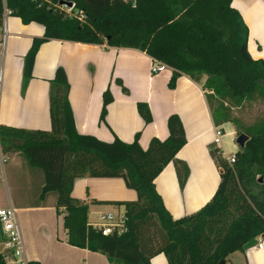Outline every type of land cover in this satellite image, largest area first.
Masks as SVG:
<instances>
[{
    "label": "trees",
    "instance_id": "obj_1",
    "mask_svg": "<svg viewBox=\"0 0 264 264\" xmlns=\"http://www.w3.org/2000/svg\"><path fill=\"white\" fill-rule=\"evenodd\" d=\"M60 1L0 0V25L7 8L23 23L44 27L24 58V84L33 76L36 55L47 40L135 48L172 70L170 86L181 74L196 82L205 77L216 126L231 122L237 136L245 133L248 139L232 164L218 146H210L220 173L216 192L198 211L173 218L155 179L174 162L180 187L186 184L188 164L176 157L187 142L180 116L172 113L168 136L151 138L147 148L140 145L138 133L132 142L81 134L66 70L58 66L50 80L51 130L0 125L1 154L19 151L42 170L40 199L56 193V207L65 210L63 226L70 245L104 253L113 264H151L159 253L169 264H226L232 253L264 234V112L249 124L231 114L232 107L264 102V59L249 53V29L242 15L232 0H63L74 4L70 11ZM116 81L129 92L121 79ZM112 100L107 88L101 120ZM137 109L146 123L152 121L146 102H138ZM81 177H120L136 191L135 200L96 201L124 206L121 231L104 235L88 221V206L72 194ZM0 264H5L2 253Z\"/></svg>",
    "mask_w": 264,
    "mask_h": 264
},
{
    "label": "crops",
    "instance_id": "obj_2",
    "mask_svg": "<svg viewBox=\"0 0 264 264\" xmlns=\"http://www.w3.org/2000/svg\"><path fill=\"white\" fill-rule=\"evenodd\" d=\"M232 5L248 26L249 53L254 59H264V0H232ZM5 20L7 38L0 51V125L50 131V80L56 68L63 66L70 82L69 100L76 128L81 134L104 141L118 137L132 142L138 133L140 145L147 148L151 138L163 140L168 136L167 119L172 113L180 116L187 142L176 157L188 164L186 184L180 187L174 162L166 165L155 179L156 190L173 218L198 211L213 197L220 173L210 155L216 124L205 80L196 82L181 74L170 86L172 70L152 74L154 60L139 49L51 39L41 44L33 76L24 84V58L33 38L44 34V27L36 22L25 24L13 15ZM118 78L128 93L117 83ZM107 88L113 100L107 106L105 120H101ZM138 102L149 105L151 122L146 123L139 114ZM225 124H230V134L237 136L231 122L218 126L224 131ZM216 146L226 156L238 151L231 147L226 136ZM2 156L6 164L0 160V208L10 205L15 208L27 262L113 264L104 253L67 242L63 226L65 210L56 207V193L50 192L40 199L44 185L42 170L31 166L19 151ZM24 183L36 187L34 200L22 190ZM72 194L88 206V221L92 224L100 222L101 216L112 212L113 207L123 206L96 201L137 198L136 191L128 188L120 177L78 178ZM92 215H96L97 221L92 220ZM6 251L5 236L0 235V253ZM151 264L169 263L165 254L159 253L151 258ZM226 264H264V247L235 251Z\"/></svg>",
    "mask_w": 264,
    "mask_h": 264
},
{
    "label": "built area",
    "instance_id": "obj_3",
    "mask_svg": "<svg viewBox=\"0 0 264 264\" xmlns=\"http://www.w3.org/2000/svg\"><path fill=\"white\" fill-rule=\"evenodd\" d=\"M66 5V4H65ZM67 6V5H66ZM72 6H68V11L72 9ZM11 14V11L7 8L4 9V18L3 22L0 25V51L4 49L7 38V30H6V17ZM154 60V59H153ZM169 67L158 60H154L151 66L152 74H160L164 72ZM224 135V131L220 126H216L215 128V138L214 144L219 145L221 143V139ZM230 164L235 162V154L231 156H226ZM0 158L2 162L6 159L2 157L0 153ZM126 220L125 212H118L115 216L112 212L103 214L101 216L100 222L94 224L97 228H99L102 234L106 235L113 232L115 229L121 231L124 226V221ZM0 225L5 236V246L7 251L3 254L5 259V264H28L25 256H24V245L21 236V231L18 225L16 210L10 205L8 207L0 208ZM257 244L255 247L263 248L264 247V237L262 235L256 237Z\"/></svg>",
    "mask_w": 264,
    "mask_h": 264
},
{
    "label": "rangeland",
    "instance_id": "obj_4",
    "mask_svg": "<svg viewBox=\"0 0 264 264\" xmlns=\"http://www.w3.org/2000/svg\"><path fill=\"white\" fill-rule=\"evenodd\" d=\"M202 80H205V77ZM231 111H232L231 114L233 117L239 118V120L244 124H249L253 122L256 117L262 115V113L264 112V102L258 100L252 104L245 103V105H243L242 107H232ZM223 129H224L223 137L226 136L230 140L231 147H236L239 150L240 146L236 142L237 136H235V133L233 135L230 134V131H231L230 124L223 125ZM235 132H236V129H235ZM0 160L2 162L1 158ZM4 164H6V160L3 162V165ZM22 190L25 191L26 194L29 195V197L34 200L35 198L34 195H36V191L34 192V190H36V187L34 188L32 184L29 185L27 183H24V185L22 186ZM112 210H113L112 213L116 216L118 212H124V207L120 206L119 209H117V207H113ZM91 217L93 221H97L95 220L96 215H92Z\"/></svg>",
    "mask_w": 264,
    "mask_h": 264
},
{
    "label": "water",
    "instance_id": "obj_5",
    "mask_svg": "<svg viewBox=\"0 0 264 264\" xmlns=\"http://www.w3.org/2000/svg\"><path fill=\"white\" fill-rule=\"evenodd\" d=\"M60 4H66L67 6L73 5L72 2H66L63 0L60 1ZM247 139H248V136L245 133H242V134H239L237 136L236 142L240 146V148H243L245 146ZM262 180H263V177H260V181H262ZM262 236L264 237V234ZM256 244H257V240H256V238H254L253 240H251L250 242H248L244 245V249L254 247Z\"/></svg>",
    "mask_w": 264,
    "mask_h": 264
}]
</instances>
